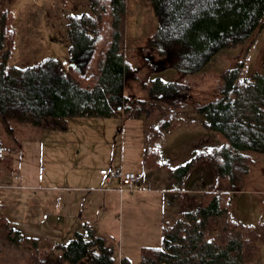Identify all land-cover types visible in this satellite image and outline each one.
<instances>
[{
	"label": "trees",
	"instance_id": "obj_1",
	"mask_svg": "<svg viewBox=\"0 0 264 264\" xmlns=\"http://www.w3.org/2000/svg\"><path fill=\"white\" fill-rule=\"evenodd\" d=\"M148 1L158 20L154 39L162 47L157 50L173 59L171 65L198 71L219 50L244 47L221 72L214 97L194 106L203 116L202 128L221 142L166 167L181 188L195 163L206 158L215 179L188 209L162 224L159 245L140 247L138 264H264L259 262L264 258V199L254 222L231 212L232 192L247 181L254 155H264V70L246 75L256 35L264 28V0ZM88 5L89 11L66 14V67L54 56L8 65L14 51V13L9 7L0 9V123L62 130L70 116L111 117L121 110L125 117L141 118L157 109V123L146 125L143 163L158 168V141L165 129L177 125L191 85L137 74L124 53L127 0H88ZM145 60L150 69L155 67L153 60ZM128 79L146 91V98L123 93ZM83 227L66 242L55 243V255L30 237L26 264H133L124 253L117 257L114 245L89 221ZM0 228L20 242L21 232L5 217H0Z\"/></svg>",
	"mask_w": 264,
	"mask_h": 264
},
{
	"label": "rangeland",
	"instance_id": "obj_2",
	"mask_svg": "<svg viewBox=\"0 0 264 264\" xmlns=\"http://www.w3.org/2000/svg\"><path fill=\"white\" fill-rule=\"evenodd\" d=\"M5 7L14 13L12 27L15 30L14 51L8 65H30L46 56L56 57L63 67L68 65L66 14L89 11L88 0H0V9ZM157 25L158 20L148 0H127L124 53L137 74L148 78L175 79L191 85L185 105L177 113V125L161 141L162 161L174 167L185 162L191 150L209 147L201 144L196 133H187L178 125L182 122L187 126V121H193L191 126H195L200 117L203 120V116L194 111V106L214 97L213 87L220 81L221 72L241 56L244 45L223 48L202 69L188 72L171 65L173 59L163 58L158 52L162 43L154 39ZM146 58L155 62L153 69H150ZM263 70L264 28L256 35L246 75ZM123 93L130 97L147 96L133 79L127 80ZM159 117L157 109H154L144 120L146 124L157 123ZM142 118L124 117L121 110L114 117L70 116L67 128L62 130L36 129L12 121L0 123V130L13 129L9 135L4 130L0 131V199L6 203L5 207H9L20 200L19 195L24 197V201L31 202L37 194L49 193L46 199L40 200L44 209L67 207L73 213L80 210L114 245L117 257L123 251L131 257L133 264H138L140 247L159 245L160 219L163 216L166 220L170 218L167 205L161 203L162 194L166 193L127 190L120 194L117 189L106 190L104 187L108 183L100 186L94 175L101 165L108 167L111 161L118 169H138L142 137L146 132ZM138 124L143 125L139 130ZM167 131L169 129H165L163 134ZM211 134L215 133L211 131ZM200 138L209 141L207 135ZM136 156L140 158L135 162ZM254 159L247 181L232 192L231 212L244 222H254L260 217L259 203L264 199V155H254ZM147 169L142 178L144 185L159 187L158 182L147 178L153 172ZM27 185L54 188L32 189ZM207 186L205 184L204 187ZM204 187L186 192L188 196L184 202L190 207L193 198H197ZM4 215L11 221L10 213ZM23 231L28 233L29 230ZM27 241L30 245V240L23 242ZM17 248L20 253L24 245L19 244ZM20 260L4 263L21 264ZM259 262L264 263V258Z\"/></svg>",
	"mask_w": 264,
	"mask_h": 264
},
{
	"label": "crops",
	"instance_id": "obj_3",
	"mask_svg": "<svg viewBox=\"0 0 264 264\" xmlns=\"http://www.w3.org/2000/svg\"><path fill=\"white\" fill-rule=\"evenodd\" d=\"M111 117H114V116H111ZM144 119L145 118L143 117L142 118L143 123L146 124V121ZM199 120L200 121L198 125H195V126H191L193 124V121H187V124H189L187 126L183 125L182 122L178 126L179 127L181 126L183 131L187 133L188 132L196 133L197 137H199L200 142L203 146L209 145V147H205L204 149H199V150H206L220 143V141L217 142V136L215 134L212 135L211 131H206L200 126V122L202 120L201 117ZM141 125L138 124L137 126L138 130L140 129ZM3 130L9 135V133L11 132L10 130H13V129H10L9 127L7 129L1 128L0 131H3ZM167 133H171V131L169 130L165 132L162 138L158 141V146L160 149L159 159L162 165L155 169H149L150 171H153V172L147 177L151 181L153 180V182L155 183L158 182L157 184L159 187H147V185H144V182L142 181V178L145 176V173H146L145 170L147 169L143 163V148H144L143 137L144 135L142 137L141 161L138 165L139 167L137 170L127 169V170H133V171L142 173V177L140 179L139 185L133 191L138 190L140 192L149 191V192H163V193L165 192L166 193V194H162L161 203L167 205L169 209L170 218L166 220V216H163V219H162L163 221L160 219V222H162L160 227H162V224L164 222L170 221L173 218L174 214L177 213L178 211L189 208L188 206L189 204H186L187 202H184L185 196H188L186 195L187 194L186 192H189L192 190H201L200 189L201 187H204L205 184L209 185L215 179V175H214L213 170L210 167V163L208 162L206 158H204L195 163L192 170L186 176L181 188H178L173 178H171L168 175V170L166 167L169 165H166V163L162 161L161 141H163V137H165ZM206 135L209 138L208 142H205L203 139L200 138L201 136L205 137ZM194 150L199 151L196 149L191 150L190 157L192 156ZM138 158L140 157L136 156L135 162L137 161ZM114 163L115 162L111 161L108 167H114L112 165ZM102 167H107V165H101L99 169ZM99 169H98L97 174L94 175V177L95 178L97 177V181L99 182L100 186H102L104 183H108V186L104 188L106 190H110V189L114 190L115 189L114 187L119 184V179L117 177H113L110 180H106L104 175L99 172ZM195 174L196 176L194 177ZM26 187H29L32 189L34 188L35 189H47V188L53 189L54 188L53 186H34V185H29V186L27 185ZM125 191L127 190L120 192V194H123ZM19 196H20V200L15 202L16 204L14 203L12 206H9V207L7 206L8 208L5 207L6 203L2 199H0V217H5L6 216L4 215L5 213L7 214L10 213V216L12 218L11 221H9L10 225L14 228H17L21 232V235H22L20 242L17 243L13 241L2 228H0V264H5L4 262H9L10 260H13V259L14 261H18L21 259L20 260L21 264H26V262H28L29 260V257H28L29 252H30L29 241L27 242H23V241L29 240L30 237H37L41 248L49 249L50 253L52 255H55L59 250L54 247V244L57 242H66L70 238L74 230H84V227H83L84 220L89 221L91 224H93L96 228V231L99 232L97 226L94 223H92L89 219H87L80 210L73 213V212L68 211L67 207H63L62 209H57L55 207L49 210L44 209L42 207L43 205L40 204V200L42 198L46 199L49 196V193L37 194L35 196V200L31 202H27V200L24 201L23 200L24 197H22L21 195ZM24 229L29 230L28 233H25L23 231ZM62 238H65V239H62ZM19 244L24 245V249H22L20 253L17 248V245ZM121 253H124V252L121 251ZM5 254H7L6 256L9 255L10 259L6 258ZM124 254L128 255L127 253H124Z\"/></svg>",
	"mask_w": 264,
	"mask_h": 264
},
{
	"label": "built area",
	"instance_id": "obj_4",
	"mask_svg": "<svg viewBox=\"0 0 264 264\" xmlns=\"http://www.w3.org/2000/svg\"><path fill=\"white\" fill-rule=\"evenodd\" d=\"M99 172L104 175L106 180L117 177L119 179V184L114 188L119 192L136 189L142 177L141 172H136L133 170L124 171L114 167H102L99 169Z\"/></svg>",
	"mask_w": 264,
	"mask_h": 264
}]
</instances>
